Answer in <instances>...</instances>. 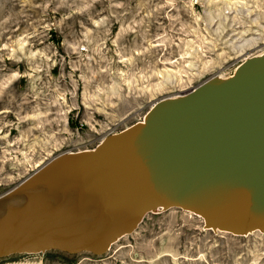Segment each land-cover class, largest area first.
Returning a JSON list of instances; mask_svg holds the SVG:
<instances>
[{
    "label": "rangeland",
    "instance_id": "1",
    "mask_svg": "<svg viewBox=\"0 0 264 264\" xmlns=\"http://www.w3.org/2000/svg\"><path fill=\"white\" fill-rule=\"evenodd\" d=\"M262 56L264 0H0V197ZM0 264H264V228L210 229L170 207L108 250Z\"/></svg>",
    "mask_w": 264,
    "mask_h": 264
},
{
    "label": "water",
    "instance_id": "2",
    "mask_svg": "<svg viewBox=\"0 0 264 264\" xmlns=\"http://www.w3.org/2000/svg\"><path fill=\"white\" fill-rule=\"evenodd\" d=\"M235 85L165 101L82 158L50 162L0 197V256L80 245L129 232L163 206L200 215L206 228L241 232L264 222V60ZM264 228V227H263ZM262 228V229H263ZM87 249V248H83ZM94 251L99 249L88 248ZM79 250V249H78Z\"/></svg>",
    "mask_w": 264,
    "mask_h": 264
},
{
    "label": "bare ground",
    "instance_id": "3",
    "mask_svg": "<svg viewBox=\"0 0 264 264\" xmlns=\"http://www.w3.org/2000/svg\"><path fill=\"white\" fill-rule=\"evenodd\" d=\"M259 60H264V56H262ZM242 67H244V66L242 65ZM244 76H245L244 75V70L243 69H240V70L238 69L236 74L234 76H232L230 79L219 80V81H217L218 83H216V84L225 85V86L235 85L239 80L243 79ZM210 85H213V84H210ZM210 85L205 86L204 88L206 89ZM198 90L199 89H197L194 93L197 94L200 91H203L204 89L203 90H199V92H197ZM195 94H193V93L191 94L190 93V94L185 95V96H178V97H175V98L166 99L165 101L184 100V99L187 98V96L190 97V96H193ZM158 105L156 107H158ZM156 107H154V109L152 111H150L146 115V117H145V119L143 121H141V122H139L137 124L149 127V123H148L149 115L156 109ZM108 139L104 140L102 143L106 142ZM95 150L96 149L90 150V151H83V152L81 151V152H78V153H70V154H67L64 157L58 158V159H56V160H54L52 162H58V161H60L62 159H65V158L78 159V158L86 157V156H89V155L93 154L95 152ZM170 207L169 206H163L161 208L152 209L150 211V213L151 212H155V211L165 210V209L170 208ZM145 215H147V214H145ZM145 215H143L141 217V219L139 220V224L142 222V219L145 217ZM139 224H138V226H139ZM263 227H264V222L258 228L262 229ZM137 228H135V229H137ZM216 229H219V228H216ZM252 231H255V230L254 229H249V230L243 231L241 233H242V235H244V234H248V233H250ZM17 232H19V230H17V228H13V226L10 224V222L8 220L0 218V234H4V233L14 234V233H17ZM131 232L132 231L109 233V234H107L106 236H104L102 238H98L96 240H89L86 244L80 245L81 240H84L86 238V233H78V232H74L73 230H71L69 232L68 236H67V241L63 242V243L56 244L55 247H58V248H61V249H65V250H70V251H76L78 249L81 250L83 248H87L88 249V248L91 247V248H94V249H99V251H105V250H108L109 248H111V246L114 245L115 242H118L120 239H122L123 236H125V235H127V234H129Z\"/></svg>",
    "mask_w": 264,
    "mask_h": 264
}]
</instances>
